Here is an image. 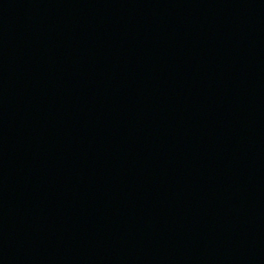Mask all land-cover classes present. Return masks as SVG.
I'll return each instance as SVG.
<instances>
[{
	"label": "water",
	"instance_id": "95a60500",
	"mask_svg": "<svg viewBox=\"0 0 264 264\" xmlns=\"http://www.w3.org/2000/svg\"><path fill=\"white\" fill-rule=\"evenodd\" d=\"M0 264H264V0H0Z\"/></svg>",
	"mask_w": 264,
	"mask_h": 264
}]
</instances>
